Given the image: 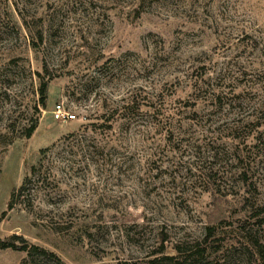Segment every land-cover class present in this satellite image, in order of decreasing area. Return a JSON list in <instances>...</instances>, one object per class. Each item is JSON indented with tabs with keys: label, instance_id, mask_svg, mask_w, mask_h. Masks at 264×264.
I'll return each instance as SVG.
<instances>
[{
	"label": "rangeland",
	"instance_id": "1",
	"mask_svg": "<svg viewBox=\"0 0 264 264\" xmlns=\"http://www.w3.org/2000/svg\"><path fill=\"white\" fill-rule=\"evenodd\" d=\"M0 264H264V0H0Z\"/></svg>",
	"mask_w": 264,
	"mask_h": 264
},
{
	"label": "trees",
	"instance_id": "2",
	"mask_svg": "<svg viewBox=\"0 0 264 264\" xmlns=\"http://www.w3.org/2000/svg\"><path fill=\"white\" fill-rule=\"evenodd\" d=\"M25 24V23H24ZM25 27H26V24H25ZM28 32V31H27ZM28 35L30 36V42H31V46L32 47H34V46H36L35 44V42L33 41V37L31 36V34H30V32H28ZM36 38H37V41H38V43L39 42H41V36H40V33H37V36H36ZM39 94L41 95V97H42V99L44 98V86H42L41 87V89H40V91H39ZM33 128L34 127H30L29 129H28V131H27V137H29L30 136V134L32 133V131H33ZM17 250H24V247H22V248H18ZM199 250H200V248H197L196 247V249H191V250H188L187 252H184L183 253V255H181V256H183V258L184 259H189V258H192V257H194V256H197L198 254H199Z\"/></svg>",
	"mask_w": 264,
	"mask_h": 264
},
{
	"label": "built area",
	"instance_id": "3",
	"mask_svg": "<svg viewBox=\"0 0 264 264\" xmlns=\"http://www.w3.org/2000/svg\"><path fill=\"white\" fill-rule=\"evenodd\" d=\"M54 115L56 119H62V120H72L73 119V116L67 113L62 107V105L55 106Z\"/></svg>",
	"mask_w": 264,
	"mask_h": 264
}]
</instances>
